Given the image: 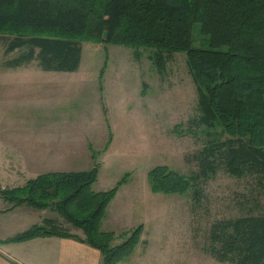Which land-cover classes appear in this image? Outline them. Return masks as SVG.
<instances>
[{
  "label": "rangeland",
  "instance_id": "374dc122",
  "mask_svg": "<svg viewBox=\"0 0 264 264\" xmlns=\"http://www.w3.org/2000/svg\"><path fill=\"white\" fill-rule=\"evenodd\" d=\"M194 34V46L209 48L199 24ZM13 39L0 34V156L11 149L9 142L39 137L51 145L40 159L46 168L96 167L93 190L118 186L101 228L118 230H108L114 232L113 245L141 224L143 232L134 252L117 264H235L214 254L222 243L214 240L213 228L260 214L264 187L255 174L233 175L218 153L206 155L207 146L229 135L203 121L187 53L163 51L159 66L150 48L83 41L80 65L70 72L45 69L40 47L32 60L11 66L30 50H8ZM158 165L192 178L191 188L154 192L148 172ZM204 167L207 175L200 174ZM57 200L45 214L54 213L62 229L84 233L56 210ZM6 234L0 227V240Z\"/></svg>",
  "mask_w": 264,
  "mask_h": 264
},
{
  "label": "trees",
  "instance_id": "16d2710c",
  "mask_svg": "<svg viewBox=\"0 0 264 264\" xmlns=\"http://www.w3.org/2000/svg\"><path fill=\"white\" fill-rule=\"evenodd\" d=\"M197 24L209 48L194 46ZM0 34L14 35L8 50L30 47L11 66L32 60L34 48L40 47L38 59L45 69L74 71L83 41L150 48L159 66L163 51L187 53L203 121L229 135L207 146L206 155L218 153L233 175L255 174L264 187V0H0ZM205 167L200 174H208ZM97 177L92 167L42 173L22 186L0 183V194L15 204L45 209L58 199L56 210L85 233L77 237L45 219L0 241L77 237L101 250V264L127 259L141 240L143 225L113 245L114 232L102 229L101 222L118 186L95 191L91 186ZM148 178L154 192L184 193L192 182L167 165L152 168ZM212 232L222 243L213 248L218 259L264 264V206L260 214L216 224Z\"/></svg>",
  "mask_w": 264,
  "mask_h": 264
},
{
  "label": "crops",
  "instance_id": "0c3cea01",
  "mask_svg": "<svg viewBox=\"0 0 264 264\" xmlns=\"http://www.w3.org/2000/svg\"><path fill=\"white\" fill-rule=\"evenodd\" d=\"M11 93L7 92L5 95ZM5 124L10 125L12 122L8 121ZM8 146H11V149L6 150L0 156V183L3 187L22 185L29 178L42 173L66 171L58 168L54 170L46 168V160H40L51 153L50 142L46 139L26 137L22 140L17 139L14 142H9ZM28 149V154L31 153V155L26 158ZM17 154H21L20 162L16 160L19 158ZM39 164L41 166L38 167ZM21 176H24L23 183H20ZM27 212L30 215L26 218ZM45 212L46 209L35 208L27 202L15 204L0 194V227L7 233L1 239L20 233L33 224L43 223L45 219L56 220L53 216L54 213L51 216ZM31 217L33 219L28 220ZM108 230L118 233V230L114 228ZM74 233L77 237L85 238L83 232ZM77 237L46 235L21 242L0 241V264H101L103 258L101 250Z\"/></svg>",
  "mask_w": 264,
  "mask_h": 264
}]
</instances>
